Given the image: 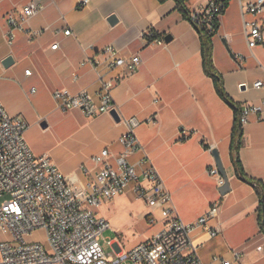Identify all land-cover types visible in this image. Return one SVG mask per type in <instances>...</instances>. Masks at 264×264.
<instances>
[{
	"label": "crops",
	"instance_id": "crops-1",
	"mask_svg": "<svg viewBox=\"0 0 264 264\" xmlns=\"http://www.w3.org/2000/svg\"><path fill=\"white\" fill-rule=\"evenodd\" d=\"M34 1L0 0V101L9 115L23 119L30 128L42 125L56 132L53 145L41 153L27 140V129L25 139L32 151L47 155L63 174L79 182L91 180L102 166L91 161L93 155L106 151L105 161L116 167L123 152L119 138L127 130L125 122L107 113L87 117L76 108L63 111L53 92L87 90L98 100L99 72L104 79L115 74L107 69L103 49L112 45L127 58L138 54L141 64L112 91L120 116L140 120L136 132L144 150L129 156V162L138 165L149 155L171 192L178 215L186 222L204 215L214 203L219 205V214L208 226H218L221 232L211 236L199 228L193 233L205 264H217L215 257L231 264H264L260 197L254 184L237 176L231 157L235 111L205 73L200 33L176 8V2L87 0L82 5L83 0H48L45 9L29 20L27 30L18 32L9 45L4 37L6 14ZM206 1L188 0V7L192 12ZM111 16L116 17L113 23ZM150 29L154 38L145 36ZM31 30L41 33L32 35ZM212 41L213 62L227 93L241 106L260 103L264 85L257 88L253 84L264 81V30L263 42L250 47L238 0L229 1ZM10 55L14 62L5 67L3 61ZM94 61L100 63L98 69ZM242 130L239 155L243 168L249 177L264 183V121L252 117ZM213 148L219 150L231 185L225 195L219 191L217 178L208 172L216 165ZM133 188L130 185L114 201H139ZM141 207V218L149 223L153 216L158 219L151 223L158 225L153 234L161 230V208L145 203Z\"/></svg>",
	"mask_w": 264,
	"mask_h": 264
},
{
	"label": "built area",
	"instance_id": "built-area-1",
	"mask_svg": "<svg viewBox=\"0 0 264 264\" xmlns=\"http://www.w3.org/2000/svg\"><path fill=\"white\" fill-rule=\"evenodd\" d=\"M229 1L207 0L191 12L190 21L198 31L215 32L216 22L226 11ZM238 1L248 44L254 47L263 42L264 18L261 16L264 15V0ZM86 3L87 0L82 1V5ZM47 4L48 0H36L6 14L4 37L9 45H13L18 32L27 30L29 20ZM248 14L252 15L251 19H246ZM28 32L38 35L41 30ZM70 33V29L65 31L67 35ZM145 36L154 38L155 34L150 29ZM57 47L58 43L52 45L53 49ZM103 53L107 69L115 74L113 78L104 79L99 72L102 85L98 100L87 90L71 93L58 89L53 92V97L62 110L76 108L87 117H95L117 109L113 87L127 73L134 72L142 59L138 54L124 57L112 45L106 46ZM236 57L243 59L240 54ZM93 64L98 69L100 63L94 61ZM122 68L125 71H119ZM263 85L262 80L253 84L257 88ZM252 117L264 121V99L260 103L241 106V124H246ZM121 119L127 130L119 138L123 152L117 157V166L113 167L105 161L106 151L93 155L91 161L102 166L91 180L79 182L76 177L63 174L47 155L38 156L32 151L25 139L28 123L9 115L0 101V232L6 236L0 240V264H205L194 244L193 233L199 228L205 229L211 236L221 232L218 226H208V221L219 214V205L214 203L194 221H184L178 215L171 192L149 155L145 154L139 167L129 162V156L144 150L136 132L140 120L136 116ZM80 168L88 171L86 165ZM208 172L217 178L220 185L223 183L216 165ZM132 184L136 199L149 207L161 208L164 225L131 248H125L118 238H109L108 243L115 255L108 256L101 244V236L110 224L98 215L97 208L104 201L122 194ZM157 221L155 216L150 219V223ZM38 228L46 231L48 248L39 242L26 240V236ZM236 256L239 254L236 253ZM214 261L231 264L224 257H215Z\"/></svg>",
	"mask_w": 264,
	"mask_h": 264
},
{
	"label": "rangeland",
	"instance_id": "rangeland-1",
	"mask_svg": "<svg viewBox=\"0 0 264 264\" xmlns=\"http://www.w3.org/2000/svg\"><path fill=\"white\" fill-rule=\"evenodd\" d=\"M29 128H27L29 131L26 133V138L34 143L36 152H45V149L55 142L56 132L53 128H44L42 125L39 128ZM142 202L140 200L117 202L112 199L104 201L97 208L98 215L107 219L110 224V228L105 230L101 236V244L108 256L115 255L112 246L108 243L109 238H118L125 248H131L151 237L156 231L157 224H151L140 216L143 211ZM157 216L160 215L157 214ZM5 238L6 236L0 232V240ZM26 240L39 242L48 248L47 234L42 228L32 231L26 236Z\"/></svg>",
	"mask_w": 264,
	"mask_h": 264
},
{
	"label": "trees",
	"instance_id": "trees-1",
	"mask_svg": "<svg viewBox=\"0 0 264 264\" xmlns=\"http://www.w3.org/2000/svg\"><path fill=\"white\" fill-rule=\"evenodd\" d=\"M160 2H165L167 0H159ZM176 2V8L183 13V15L189 19H191V11L188 7V0H174ZM219 21L216 22V31L218 29ZM215 31V32H216ZM213 33L201 32L200 39H201V53L203 59V69L205 73L210 76L215 84V89L219 96L225 100L235 111V124L232 133V142H231V157L233 164L235 166V171L237 176L248 183L254 184L256 187V191L260 197V219L262 221V225L264 227V183L259 181H255L251 177H249L242 165L239 149L241 146V140L243 137V130L242 124L240 122V114H241V105L235 102L231 96L227 93L224 81L221 73L216 69L214 62H213Z\"/></svg>",
	"mask_w": 264,
	"mask_h": 264
},
{
	"label": "water",
	"instance_id": "water-1",
	"mask_svg": "<svg viewBox=\"0 0 264 264\" xmlns=\"http://www.w3.org/2000/svg\"><path fill=\"white\" fill-rule=\"evenodd\" d=\"M110 21L113 23L116 21V17L115 16H111L110 17ZM171 35H167L166 36V41H170L171 40ZM14 62V59L13 57L10 55V56H7L4 61H3V65L5 67H9L13 64ZM110 114L112 115V117L116 120V121H120L121 120V116L118 112L117 109H112V111L110 112ZM213 152V156H214V159H215V164L216 166L218 167L219 169V172L220 174L222 175L223 177V183L219 186V191L222 195H225L226 193H228L230 190H231V185H230V182H229V178L227 176V173H226V170H225V166L223 164V161L221 159V155L219 153V150L217 148H213L212 150Z\"/></svg>",
	"mask_w": 264,
	"mask_h": 264
}]
</instances>
